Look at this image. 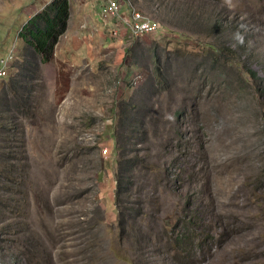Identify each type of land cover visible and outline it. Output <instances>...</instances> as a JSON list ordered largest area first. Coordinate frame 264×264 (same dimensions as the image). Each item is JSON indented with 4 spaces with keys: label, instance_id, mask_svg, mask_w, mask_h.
Listing matches in <instances>:
<instances>
[{
    "label": "rangeland",
    "instance_id": "374dc122",
    "mask_svg": "<svg viewBox=\"0 0 264 264\" xmlns=\"http://www.w3.org/2000/svg\"><path fill=\"white\" fill-rule=\"evenodd\" d=\"M43 1L0 0V88ZM118 1L159 29L135 36L112 20L91 61L52 55L27 76V113L8 112L20 174L0 178V264H178L161 220L184 208L201 241L179 264H264V0Z\"/></svg>",
    "mask_w": 264,
    "mask_h": 264
},
{
    "label": "trees",
    "instance_id": "16d2710c",
    "mask_svg": "<svg viewBox=\"0 0 264 264\" xmlns=\"http://www.w3.org/2000/svg\"><path fill=\"white\" fill-rule=\"evenodd\" d=\"M68 17V0H48L40 9L32 13L21 24L17 31V37L22 43V55H20V63H17V72L9 77L7 82L0 88V178L13 181L20 174V170L15 166L16 161L13 156L14 148H7L8 129L14 118H10L8 112L11 110L15 113L25 114L29 110V92L27 82H30L28 74L32 75L34 70L38 69V65L50 60L53 55V48L58 37L63 33L66 27ZM154 63L156 64L154 71L159 78L158 63L159 58L155 56ZM4 79V78H3ZM1 100L6 101V103ZM123 104V103H122ZM129 114L123 115L122 122H130V114L137 106L130 102L125 104ZM131 111V112H130ZM145 117V114H143ZM129 161L130 160V157ZM131 163V162H128ZM121 173V172H120ZM123 173L117 174L114 190V204L116 206V222L117 228L120 231L118 241L123 240L125 229L128 226L130 217L123 214L122 210L117 207L118 197L122 190V185L126 184ZM184 208L181 216L175 222H170L162 219L163 225V243L171 258L175 262L181 263L184 259L195 253V248L201 241V231L197 227L200 224L198 218L193 220V214ZM142 214V213H141ZM137 215V214H136ZM126 217L129 219L126 220ZM152 237H147L144 244L151 243ZM155 245L157 243L155 242ZM117 255V254H116ZM118 256V255H117ZM120 257V256H118ZM121 258V257H120ZM127 262H130L128 257H123ZM121 258V259H123ZM128 258V259H127ZM176 264V263H173Z\"/></svg>",
    "mask_w": 264,
    "mask_h": 264
},
{
    "label": "crops",
    "instance_id": "0c3cea01",
    "mask_svg": "<svg viewBox=\"0 0 264 264\" xmlns=\"http://www.w3.org/2000/svg\"><path fill=\"white\" fill-rule=\"evenodd\" d=\"M46 1L48 0L40 3L27 17L40 9ZM103 3L104 0H68L66 27L54 45L53 55L56 58L68 64L93 59L95 50L100 45L104 46L103 41L105 38L102 35L106 37V34L103 32V27H106L107 29H105L111 33L117 27L112 21L114 18L100 19L99 11ZM125 12L128 13L127 8L122 5L120 10L122 18H125ZM100 41L102 43H99ZM105 42L108 43V39Z\"/></svg>",
    "mask_w": 264,
    "mask_h": 264
},
{
    "label": "built area",
    "instance_id": "2783aa9c",
    "mask_svg": "<svg viewBox=\"0 0 264 264\" xmlns=\"http://www.w3.org/2000/svg\"><path fill=\"white\" fill-rule=\"evenodd\" d=\"M122 4L123 3H120L118 0H104L99 11L100 19H118V21L121 22L120 25L127 28L129 32L135 36L154 33L159 29V25L155 20L145 16L130 4L126 7L128 11L127 18H122L120 15ZM116 31L117 30L114 28L112 33L114 34ZM10 58L11 54L8 52L0 57V80L8 74ZM104 151L105 150H103V152Z\"/></svg>",
    "mask_w": 264,
    "mask_h": 264
}]
</instances>
